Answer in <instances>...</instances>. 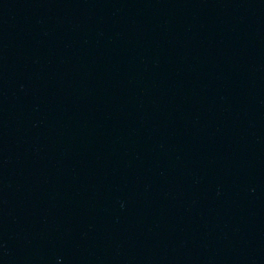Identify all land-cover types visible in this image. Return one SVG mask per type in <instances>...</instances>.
<instances>
[{
	"label": "water",
	"instance_id": "obj_1",
	"mask_svg": "<svg viewBox=\"0 0 264 264\" xmlns=\"http://www.w3.org/2000/svg\"><path fill=\"white\" fill-rule=\"evenodd\" d=\"M0 264H264V0H0Z\"/></svg>",
	"mask_w": 264,
	"mask_h": 264
}]
</instances>
